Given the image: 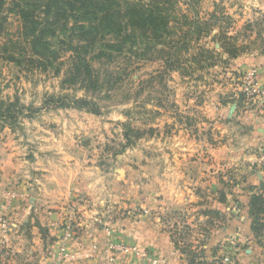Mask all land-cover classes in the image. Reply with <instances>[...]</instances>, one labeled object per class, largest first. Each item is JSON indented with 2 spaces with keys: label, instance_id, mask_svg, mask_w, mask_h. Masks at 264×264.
Here are the masks:
<instances>
[{
  "label": "rangeland",
  "instance_id": "rangeland-1",
  "mask_svg": "<svg viewBox=\"0 0 264 264\" xmlns=\"http://www.w3.org/2000/svg\"><path fill=\"white\" fill-rule=\"evenodd\" d=\"M175 14L180 19L175 23L177 30L180 26L182 32L189 29L182 25L184 15L189 21L200 20L202 30L198 41L191 37L188 50L180 52L178 67L168 68L162 60L138 61L129 57H117L96 66L105 82L110 79L115 84L109 98L74 88L63 89L60 77L50 72H40L30 64L19 67L2 59L3 45L16 39L19 28L18 20L9 16L8 34L0 38V98L9 102L18 100V105L25 109L14 126L0 122V264H82L80 258L77 261L74 237L65 240L62 231L54 235L39 231L41 237L33 236L30 223L25 227L15 225V205L36 196L39 192L36 187L43 184L42 172L31 171V164L46 158L54 161L56 168L68 166L72 173L92 169L94 174L90 176L102 174L104 184L126 179L141 189L147 179L157 183L172 180L178 167L193 172L192 163L210 171L224 168L225 173L217 171L215 180L231 201L225 207L231 217L230 224H224L225 237L221 232L223 226H219L222 223L219 214L204 217L208 207L217 211L212 205L205 206V202L195 205L196 201H185L173 206L170 212H163V223L176 247V261L259 264V237L251 230L247 209L251 196L259 195V185L241 183L239 172L247 164L237 159L229 165L215 154L225 145V137H231L226 144L233 149L242 148L245 128L239 123L233 127V133L223 134L222 129L215 127L225 122V114L219 116L217 112L221 104L242 99L241 114L249 111L246 106L250 110L259 106V71H264V62L259 61L264 57V0H180ZM179 34L182 33L176 36ZM199 48L211 51L212 57L201 58ZM230 50L238 53L235 59L229 57ZM196 59H201L199 64ZM252 69L256 78L251 95L239 98L242 77ZM64 95L92 99L98 104L99 113L57 107L47 101L51 96ZM240 113L239 121L243 118ZM256 150V159L250 165L254 174L259 173V146ZM160 167L165 170L163 176ZM94 169L98 171L95 173ZM8 170L13 173L8 174ZM129 172L134 174L132 178L126 176ZM90 202L77 193L71 195L61 206L60 230L65 221L76 226L80 206ZM198 214L202 216L199 218ZM214 230L219 237L209 245L215 237ZM119 234L116 235L125 242L127 239ZM39 239L45 242V248ZM107 243L105 235L104 249ZM39 248L44 249L40 254L36 251ZM151 255L165 264L160 255ZM104 257L108 264H146L129 253L120 254L114 261L105 253Z\"/></svg>",
  "mask_w": 264,
  "mask_h": 264
},
{
  "label": "crops",
  "instance_id": "crops-1",
  "mask_svg": "<svg viewBox=\"0 0 264 264\" xmlns=\"http://www.w3.org/2000/svg\"><path fill=\"white\" fill-rule=\"evenodd\" d=\"M259 61L264 62V57ZM259 85L260 87L264 86V71L259 72ZM226 104H221L220 110H217L219 116L225 114L223 118L225 122L224 124L217 123L218 126L215 128L222 129L223 134H231L233 127L241 123L243 129L245 128V130L242 129L245 134L241 139L245 142L241 143V145L243 144L242 148L233 149L234 147H230V144H226L231 137H225V145L219 149L220 152L217 151L215 154L218 158L228 162L229 165L237 159L241 163L247 164L243 170L239 169V173L242 175L241 183L259 185L257 188L259 189V264H264V166L259 164V173L257 174L250 170V165L257 156V147L259 146V156L261 150H264V97L259 96L258 108L250 110L246 106L245 110L249 111L242 114L239 110L244 109L243 103L236 101ZM237 104H241L242 108L238 109L241 105ZM238 113L243 117L240 121ZM213 114L216 115L214 111ZM37 166L40 168H36ZM190 166L193 172H189L187 168L178 167L172 180L162 179L157 183L147 179V182L144 183L145 188L141 189L137 185H133L131 180L124 179L119 183L107 181L104 184L102 174L90 176L94 174L91 172L92 169L84 168L83 171L72 173V169L68 166L61 167L59 165L60 168H56L51 159L46 158L42 161L37 159L31 164V171L40 169L43 184L39 188L36 187L39 191L36 196L28 197L27 200L15 205L17 207L16 219L14 218L15 225L25 227L30 223L33 225V236L38 235L39 231L41 233L48 231V235L60 233L63 215L61 206L71 195L77 193L91 201L89 205L80 206L79 221L74 227V250L78 252L77 261L80 258L82 264H108L103 252L105 227H110L111 232L116 229L120 233L116 232V234L127 239V243L138 246L140 250L160 255L165 260V264H179L176 261V247H174L171 235L163 223L165 210L170 212L174 209L173 206H179L181 202L185 201L187 203L196 201L197 203L193 202L195 205L203 202H205V206L212 205V209L217 211H212L208 207L209 212H205L203 215L206 218L214 213L220 215L222 223L219 226H223L221 228L223 237L226 236L227 231V226L224 224L227 222L229 225V219H231L229 211L225 210V207L231 202L227 198L230 196L225 190L222 193L223 188L215 180L217 171L225 173L224 168L223 170L218 168L210 171L208 167L196 168L194 163ZM146 168L144 167V169ZM159 169L162 170L161 176H163L165 170L161 167ZM128 170L130 169L128 168ZM96 171L98 169H94L95 173ZM12 173L13 171L8 170V174ZM25 173L27 172L25 171ZM64 173H68L69 177H62ZM78 175H81L82 178H79ZM133 175L129 172L126 176L132 178ZM143 175L146 177V172ZM5 177L12 176L5 175ZM118 184L121 185L120 188L115 186L113 188V185ZM109 185L112 186L106 190L105 187ZM115 189L117 190L115 191ZM129 190L131 194L128 195ZM112 191H115L116 194L112 195ZM118 193L124 196H119ZM198 209L200 206L197 207V211ZM198 216L200 218L202 215L198 214ZM213 233L215 237L212 238L209 245L219 237L217 230H214ZM39 242H41V247L45 248V242L40 239ZM42 250L39 248L36 251L40 254Z\"/></svg>",
  "mask_w": 264,
  "mask_h": 264
},
{
  "label": "trees",
  "instance_id": "trees-1",
  "mask_svg": "<svg viewBox=\"0 0 264 264\" xmlns=\"http://www.w3.org/2000/svg\"><path fill=\"white\" fill-rule=\"evenodd\" d=\"M179 2L0 0V38L8 34L9 16L19 22L16 39H10L1 49L2 59L19 67L30 64L40 72H50L60 77L63 89L74 88L109 98L115 84H111L110 79L105 82L96 66L117 57H129L138 61L162 60L166 67L174 69L180 63V52L190 47L191 37L198 41L202 31L200 20L189 21L184 15L182 25L189 29L186 32H182L181 26L176 29L175 23L180 20L175 14ZM178 33L182 34L176 36ZM199 50L201 58L212 57L211 51ZM234 51H229L231 59L238 56ZM200 60L196 59V63ZM238 96L244 97L242 93ZM47 101L57 107L99 113L98 104L86 96H51ZM240 102L242 99L238 100ZM23 109L18 100L9 102L0 98V122L14 126ZM247 209L251 230L259 237V195L251 196Z\"/></svg>",
  "mask_w": 264,
  "mask_h": 264
},
{
  "label": "built area",
  "instance_id": "built-area-1",
  "mask_svg": "<svg viewBox=\"0 0 264 264\" xmlns=\"http://www.w3.org/2000/svg\"><path fill=\"white\" fill-rule=\"evenodd\" d=\"M255 73L256 71L252 69L249 72H247L245 76L242 77L243 86L242 89L239 91V93H242L244 96L251 95L250 90L255 85L254 83V80L256 78ZM259 96L264 97V86L260 87L259 85ZM259 164L264 166V150L263 153L259 156ZM62 227H63L62 232L64 234L65 240H67V238L70 239L73 238L75 225L65 221L62 224ZM105 231H106V237L108 243L104 249V253L106 256L109 257L111 261H114V258H119L120 254L126 255L127 253H129L135 256L136 258L143 260V262H145L146 264H162L157 262L149 252L140 250L138 246L133 244L132 245L128 244L126 241L125 242L121 241V239L117 235H115L113 232H111L108 229H106ZM59 248H61V246H59ZM59 251H62V249H59ZM71 257L73 258L74 256L71 255Z\"/></svg>",
  "mask_w": 264,
  "mask_h": 264
}]
</instances>
